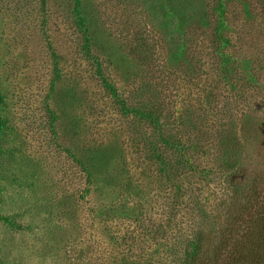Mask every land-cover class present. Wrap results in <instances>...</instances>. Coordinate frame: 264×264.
Listing matches in <instances>:
<instances>
[{"label": "rangeland", "instance_id": "obj_1", "mask_svg": "<svg viewBox=\"0 0 264 264\" xmlns=\"http://www.w3.org/2000/svg\"><path fill=\"white\" fill-rule=\"evenodd\" d=\"M254 176L264 0H0V264H236Z\"/></svg>", "mask_w": 264, "mask_h": 264}, {"label": "trees", "instance_id": "obj_2", "mask_svg": "<svg viewBox=\"0 0 264 264\" xmlns=\"http://www.w3.org/2000/svg\"><path fill=\"white\" fill-rule=\"evenodd\" d=\"M246 182L248 183L246 184ZM230 185H232L231 205L233 208L230 207L229 212L231 213L227 215L231 214L233 220L236 218L237 221L240 220L242 216L244 217L248 213L254 211V214L258 217L256 224L253 225L249 221V224L244 230L247 232V236L242 239L245 240L246 244L249 243V251L241 247L240 244L242 239L236 242V245L241 248V250L238 251L237 259L235 258L236 264H264V179L254 176L248 181H236L232 182ZM226 243L227 240H220L218 247ZM197 244L198 246L200 245L199 241H197ZM227 246L228 245H225L226 249ZM213 251H216V249L214 248ZM213 254L209 256L211 262L208 263L210 264H215L216 262L212 256Z\"/></svg>", "mask_w": 264, "mask_h": 264}]
</instances>
